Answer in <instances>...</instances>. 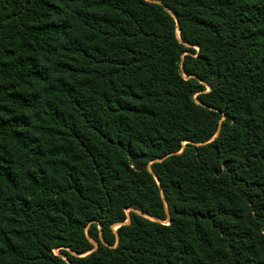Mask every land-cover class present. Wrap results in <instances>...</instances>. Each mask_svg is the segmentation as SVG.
Wrapping results in <instances>:
<instances>
[{
    "label": "trees",
    "instance_id": "16d2710c",
    "mask_svg": "<svg viewBox=\"0 0 264 264\" xmlns=\"http://www.w3.org/2000/svg\"><path fill=\"white\" fill-rule=\"evenodd\" d=\"M0 264H264V0H0Z\"/></svg>",
    "mask_w": 264,
    "mask_h": 264
},
{
    "label": "rangeland",
    "instance_id": "374dc122",
    "mask_svg": "<svg viewBox=\"0 0 264 264\" xmlns=\"http://www.w3.org/2000/svg\"><path fill=\"white\" fill-rule=\"evenodd\" d=\"M127 223H129V220L127 221ZM118 227L115 228V230L117 229Z\"/></svg>",
    "mask_w": 264,
    "mask_h": 264
}]
</instances>
